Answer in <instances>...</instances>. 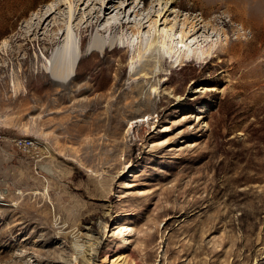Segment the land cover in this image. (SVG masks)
Segmentation results:
<instances>
[{"label":"rangeland","instance_id":"374dc122","mask_svg":"<svg viewBox=\"0 0 264 264\" xmlns=\"http://www.w3.org/2000/svg\"><path fill=\"white\" fill-rule=\"evenodd\" d=\"M59 1L0 0V264H264V0H177L158 18L159 33L215 20L199 38L253 57L235 73L224 53L161 50L147 82L124 39L70 81L38 73L57 46L30 41L32 73H12L14 33Z\"/></svg>","mask_w":264,"mask_h":264},{"label":"bare ground","instance_id":"6f19581e","mask_svg":"<svg viewBox=\"0 0 264 264\" xmlns=\"http://www.w3.org/2000/svg\"><path fill=\"white\" fill-rule=\"evenodd\" d=\"M83 1L60 0L56 5H50L45 11L41 10L42 12L35 18L37 21L34 23L35 26L34 24L27 25L25 31L16 30L13 36L12 73H32L27 64V56H24L25 58L22 56L23 50H26L30 41H37L39 45L45 47V51L50 46H57L49 58L50 63L49 68L46 66L47 71L38 72L50 73V77L55 80L69 79L68 81H70L73 73H82V68L79 67L87 58L107 52L116 53L121 49L118 43L123 39L126 42V44H122L123 49L130 50L131 53L129 64L133 61L141 62L139 69L133 72L134 76L147 82H150L151 79L156 81L155 79L160 76L164 65L161 50L165 51V54L170 58L171 55L181 57L178 60V64L181 65L184 58H191L189 61L193 62L224 53L232 60L230 73H235L240 67L253 60L252 55L238 54L237 51L240 49L235 47L236 43L227 42L226 45L217 46L216 42H209L210 40L206 37L199 38L200 30L207 33L215 24V20L203 22L202 16L191 17L185 14L182 20L179 19L181 22L170 24L169 31L163 28L164 34L159 33L158 18L165 17L166 19L170 13L175 12L173 5L177 3V0H152L143 7L139 6L140 0L139 2L133 0H89V6L92 5V8L85 9L81 13L80 5ZM61 6L65 7L66 11L58 18L52 16L57 10H60ZM126 7H129L127 14H125ZM130 17L133 19L130 20ZM45 24L46 26H44ZM146 24H148V31H144ZM128 31L130 35L127 34ZM145 32H148L146 37ZM88 34L90 36L86 42ZM203 44L207 45L205 49L204 46L201 47ZM43 54L48 59L44 52ZM156 65H158L159 71L155 69ZM168 81L169 78H166L163 84ZM157 85H159L157 82L151 83L152 88L156 89ZM179 89L180 87L172 89L171 92L175 93ZM78 91V95H81L80 93L88 90L79 89ZM102 96L104 95L100 97ZM107 96H105V103L113 104L115 98ZM77 103L87 104L88 101L81 102L74 97L72 104L76 105ZM114 230H117L118 234L122 233V238L126 240L124 232L130 231V228L127 225H116L111 230L113 235Z\"/></svg>","mask_w":264,"mask_h":264}]
</instances>
